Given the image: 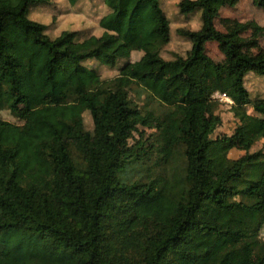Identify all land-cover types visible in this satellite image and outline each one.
Segmentation results:
<instances>
[{
  "label": "trees",
  "instance_id": "1",
  "mask_svg": "<svg viewBox=\"0 0 264 264\" xmlns=\"http://www.w3.org/2000/svg\"><path fill=\"white\" fill-rule=\"evenodd\" d=\"M239 1L179 0L200 26L179 28L190 48L165 59L161 0H102L99 33L63 23L60 0H0V110L21 122L0 118V264H264V151H251L264 140V97L244 85L249 72L264 77V44L249 53L255 40H234L246 24L215 26ZM49 8L53 34L30 16ZM89 61L122 62L103 79ZM215 92L238 123L212 138Z\"/></svg>",
  "mask_w": 264,
  "mask_h": 264
},
{
  "label": "rangeland",
  "instance_id": "2",
  "mask_svg": "<svg viewBox=\"0 0 264 264\" xmlns=\"http://www.w3.org/2000/svg\"><path fill=\"white\" fill-rule=\"evenodd\" d=\"M60 1L62 2L56 4V7L60 8V11H57V15L61 14L59 15V19L63 23H68L69 25L76 26L77 28H81L86 24H89L91 31L99 33L97 19L106 12V8L103 6L102 0H81L76 8H70L64 0ZM178 1L179 0H161V7L170 22V40L161 51V56L165 59L172 58L174 54L184 55L190 48L189 41L178 34L177 30L179 28L194 30L198 29L200 26L198 14L200 11H195L188 15L180 14L177 7ZM50 8L48 10H35L30 16H33L44 23H48L49 32L53 34L56 27L55 25L51 26L50 24H52V16L55 12L52 11L54 10L53 8ZM56 18L57 17L55 16V19ZM240 23L246 24L247 29L234 36V40L236 42H245L250 39L255 40V43L247 47L246 51L249 53L260 52L264 44V8L258 6L257 0H240L234 7H223L220 9L218 17L215 19L216 28L223 32L231 31ZM206 52L216 62L223 64L224 66L226 65L225 57L218 50L215 42L210 41L206 43ZM140 55V52H134L131 55V60L137 59ZM121 62L122 61L113 66H102L96 61H89L88 66L97 67L101 78L107 79L118 74V66ZM244 79V85L251 98L264 97L263 76L249 72L245 75ZM129 100L137 106H143V104L147 102L143 94L138 96L132 91L129 92ZM219 102L222 103L221 101ZM147 106L151 109L161 111L156 102H147ZM217 113L221 118V122L211 134V137L216 138L230 135L237 124V120L235 119L233 113L228 110L225 103L219 105ZM0 118L16 124L21 123L16 115L13 114V112H11L6 106L0 110ZM83 121L85 129L90 131L92 129V120L87 111L83 113ZM134 136L135 138H138L137 134ZM130 142L132 143V140H130ZM256 150L264 151V141H259L251 149V151ZM239 154L241 153L231 150L228 153V156L232 159H237L240 156ZM141 174H144V172H141ZM128 175L135 176L138 174H134L133 171H129ZM260 237L264 240V225L260 230Z\"/></svg>",
  "mask_w": 264,
  "mask_h": 264
},
{
  "label": "built area",
  "instance_id": "3",
  "mask_svg": "<svg viewBox=\"0 0 264 264\" xmlns=\"http://www.w3.org/2000/svg\"><path fill=\"white\" fill-rule=\"evenodd\" d=\"M214 98L217 99L218 101H221L222 103H231L232 100L225 94V93H221V92H215L213 94ZM220 103V102H219ZM220 103V104H222Z\"/></svg>",
  "mask_w": 264,
  "mask_h": 264
},
{
  "label": "crops",
  "instance_id": "4",
  "mask_svg": "<svg viewBox=\"0 0 264 264\" xmlns=\"http://www.w3.org/2000/svg\"><path fill=\"white\" fill-rule=\"evenodd\" d=\"M231 103H232V102H231ZM227 104H230V103H227ZM235 119H236V118H235ZM236 120H237V119H236ZM237 123H238V120H237ZM236 125H237V124H236ZM262 141H264V140H261V142H262ZM231 150H234V151H237L238 153H241V154H239L240 156H242V155L244 154L243 151H240V150H237V149H231ZM231 150H230V151H231ZM240 156H239V157H240ZM239 157H238V158H239ZM231 159H232V158H231Z\"/></svg>",
  "mask_w": 264,
  "mask_h": 264
}]
</instances>
